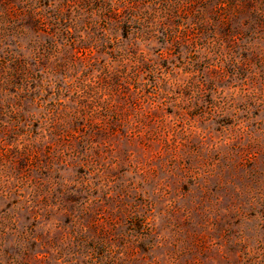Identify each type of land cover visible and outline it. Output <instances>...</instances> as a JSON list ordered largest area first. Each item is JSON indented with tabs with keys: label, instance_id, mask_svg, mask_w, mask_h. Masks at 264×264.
I'll use <instances>...</instances> for the list:
<instances>
[{
	"label": "rangeland",
	"instance_id": "1",
	"mask_svg": "<svg viewBox=\"0 0 264 264\" xmlns=\"http://www.w3.org/2000/svg\"><path fill=\"white\" fill-rule=\"evenodd\" d=\"M0 264H264V0H0Z\"/></svg>",
	"mask_w": 264,
	"mask_h": 264
},
{
	"label": "trees",
	"instance_id": "2",
	"mask_svg": "<svg viewBox=\"0 0 264 264\" xmlns=\"http://www.w3.org/2000/svg\"><path fill=\"white\" fill-rule=\"evenodd\" d=\"M34 15H36V13H34ZM34 15H33V16H34Z\"/></svg>",
	"mask_w": 264,
	"mask_h": 264
}]
</instances>
